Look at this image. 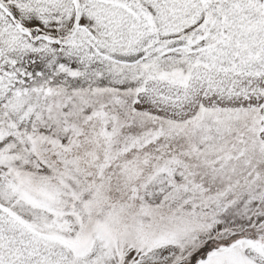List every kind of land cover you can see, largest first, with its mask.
<instances>
[{"label": "snow or ice", "instance_id": "1", "mask_svg": "<svg viewBox=\"0 0 264 264\" xmlns=\"http://www.w3.org/2000/svg\"><path fill=\"white\" fill-rule=\"evenodd\" d=\"M0 264H264V0H0Z\"/></svg>", "mask_w": 264, "mask_h": 264}]
</instances>
